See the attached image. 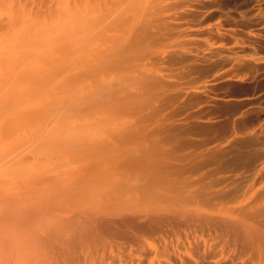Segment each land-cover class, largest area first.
<instances>
[{"label":"bare ground","instance_id":"1","mask_svg":"<svg viewBox=\"0 0 264 264\" xmlns=\"http://www.w3.org/2000/svg\"><path fill=\"white\" fill-rule=\"evenodd\" d=\"M65 7L69 13L68 16L64 11L62 13L64 23L68 25L65 32L75 35L80 47L76 57L79 56V64L73 71H63L68 82H62V87L65 85L67 89L70 82L79 84L85 101L81 103L80 94L75 95L82 106L78 105V99L68 100L72 106L76 102L82 107V112H75L77 106L74 110L70 107V111L66 106L68 101L62 99L66 104L63 103L66 106L63 110L69 111L68 118L72 113H83L96 121L103 120V123L113 125L112 131L96 143L99 151L97 155L91 154L96 156L92 164L79 168L67 166V170L60 172L57 169L61 168L53 164L56 170L53 166H49L50 170L46 167L41 177L50 172L53 176L35 177L26 183L23 193L0 199V264H264V93L256 99L224 100L218 94L215 96L220 98L208 95L210 89L208 94L205 92L211 82L221 78L240 82L239 79L247 77L255 84L264 85V0H72L66 2ZM27 31L22 34L26 36ZM4 50L1 52L5 53ZM20 50L25 55V51ZM14 53L11 59H14ZM24 59L28 60L27 56ZM56 59L53 61L57 62ZM63 59L66 57L61 61ZM7 61L1 64L5 67ZM19 62L23 65V61ZM50 62L47 64L51 65ZM17 63L18 69L14 67L16 72L13 70L25 79L29 72L26 70V76L20 74L21 66ZM48 69L44 70L45 78ZM37 77V82L42 81ZM19 79L17 85L22 81ZM45 81L47 78L44 87ZM231 85L235 89V83ZM257 88L260 91L261 86ZM29 93L28 100L30 95L33 96ZM194 97L210 103L214 114L219 113L223 119L220 123L207 124L210 119L207 125L200 126L201 121L198 126L195 122L197 128L207 129L199 133V128L193 125L195 135L207 132L209 135L205 136V141L201 137L204 142L200 146L195 145L196 142L195 147L188 150L195 138L187 139L193 129L190 127L193 119L189 122L193 113L186 103L188 98ZM61 101L57 100L56 105L51 100L48 104V100L46 105L43 104L46 107L41 105L42 111H47L49 105V110L52 107V112L55 111L53 107L60 108ZM37 109L29 110L36 114ZM61 110H56L55 116L65 122L67 113L66 116L62 113L66 117L64 121V117L58 116ZM40 114L36 116H44ZM73 115L71 119H74ZM45 119L43 122L48 120ZM92 120L88 122L90 127ZM83 121L82 124L86 123ZM103 123L99 125L100 129ZM27 124L26 128L32 123ZM52 126L53 131L56 127L62 129ZM32 127L28 130L32 131L35 126ZM40 127L44 128L42 124ZM86 128H82L80 134L88 131ZM215 128L222 131L217 133V130L214 134ZM76 131L78 136L79 128ZM100 131L101 136L102 129ZM93 132L99 134V130ZM87 134L84 136L83 133L82 138V135L78 136L80 142L90 136L86 137ZM37 137L44 138V134ZM54 137L56 139L57 135ZM33 139L28 140L30 144L24 143L36 153L40 150V142H37L41 138ZM42 140L45 143V139ZM32 141L39 149L35 146L32 151ZM16 146L18 149V144ZM73 159L76 164L80 158ZM25 161L26 164H19L21 168L25 169L24 165L30 163L28 168L33 163L26 157ZM13 164L15 167L18 163ZM39 169L38 166L37 173Z\"/></svg>","mask_w":264,"mask_h":264},{"label":"rangeland","instance_id":"2","mask_svg":"<svg viewBox=\"0 0 264 264\" xmlns=\"http://www.w3.org/2000/svg\"><path fill=\"white\" fill-rule=\"evenodd\" d=\"M1 1V0H0ZM18 1V3H16ZM22 1V2H21ZM29 1H30V4L28 5V3H29ZM38 1L39 0H32V3H31V0H15V1H13V0H6V2H5V0H3V1H1L0 3V24H2V27H1V25H0V40H4L5 42H6V44H5V42L3 41V43H0V47L2 48V49H0V58L1 59H3L2 58V56H4V54L6 53V55L4 56L5 58L3 59L4 61H7L6 62V64L7 65H5V67L1 64V63H3L4 61L2 60H0L1 61V63H0V191H1V193H0V199H3V198H7V197H9V196H13V195H15V194H18V193H23L24 191H25V189H26V185L29 183V182H31L32 180H34V178L35 177H37V178H47V177H49V176H53L54 174L52 173L51 174V172L49 173V171H48V173L49 174H51V175H47L46 173L44 174L45 175V177H44V175H43V177H41L42 176V172H44V170L43 169H45L46 167H47V169H49L50 170V168H49V166L51 167V166H53V169L54 170H56V167H57V165H58V167H60L61 169H57V171L58 172H60V171H64V170H67V166H69V167H73V168H79V167H83V166H88V165H90V164H92L94 161H95V158H96V156H92V155H97L98 154V151L99 150H97L98 148L96 147V143L100 140V139H103V138H105V137H107L108 136V134L112 131V124H110V123H108L109 125H107L106 124V122H104L103 123V120H95L94 118H92V117H90V115L89 116H87V115H85V114H78V113H75L77 116H79V117H76V115H73V113L70 115V117H72V115L73 116H75L74 117V119L72 118H68V115H69V111L67 112V110L65 111V109L63 110V107H66L67 106V109L69 108L70 109V111H72V109H73V107L74 108H76V106H77V104H76V102L75 103H73V106H72V99H74L75 101L78 99L77 97L78 96H76V95H79L80 97H79V99L80 100H82V104H83V102L85 101L84 99H82V97H84L83 95H82V89H81V87H80V85L79 84H74V83H72L71 84V82L69 83V84H71V85H69L68 83H67V89H65V85L62 87V82H64L66 79H65V76H64V72L65 71H67L68 69L69 70H71V71H73V70H75V69H73V68H75V67H77V63L79 62V56H78V58H76L77 57V55H79L78 53V50H79V47H80V42H79V40L77 39V37L75 36V35H72V34H68L67 35V32H65V27H68V25L66 26V24L64 23V18H63V16H65V15H67L68 16V10H67V8L65 7V4H66V2H70V1H72V0H41L40 1V3H38ZM48 1V2H47ZM51 1H52V3H51ZM57 2V3H56ZM3 3V4H2ZM15 3H16V5H15ZM43 4V5H42ZM46 4V5H45ZM55 4V5H54ZM43 7V8H42ZM63 9V10H62ZM29 11V12H28ZM63 11L65 12L64 14L65 15H62V13H63ZM42 14V15H41ZM52 14V15H51ZM50 15V16H49ZM50 17V19H49V17ZM52 17V18H51ZM41 20V22H39L40 20ZM42 21H44V22H42ZM2 22V23H1ZM42 23V26H40L39 25V23ZM34 23V24H33ZM37 23V24H36ZM34 25H36V26H34ZM39 25V26H38ZM27 26H29V29L27 28ZM60 26V27H59ZM4 27V28H3ZM6 27V28H5ZM34 27V28H33ZM36 27V28H35ZM49 27V28H48ZM25 28V29H24ZM27 28V29H26ZM41 29V31L42 32H40V30L39 29ZM55 28V29H54ZM2 29H3V32H2ZM35 29V30H34ZM54 29V30H53ZM23 30V31H22ZM25 30V31H24ZM29 31V33H28V31ZM5 31H6V33H5ZM27 31V33H26V36L24 35L25 34V32ZM36 31V32H35ZM54 31V32H53ZM2 32V33H1ZM10 32V33H9ZM22 32L24 33V34H22ZM31 32V33H30ZM52 33V34H51ZM30 34H31V36H30ZM39 34V35H38ZM41 34V35H40ZM61 34V35H60ZM6 35V36H5ZM23 35V36H22ZM63 35H65L64 37H65V39L63 38ZM62 36V37H61ZM68 36V37H67ZM31 37V38H30ZM55 37V38H54ZM59 37V39L58 40H55L56 38H58ZM3 38V39H2ZM9 38V39H8ZM43 38V39H42ZM23 40V41H22ZM25 40V41H24ZM41 40H43V41H41ZM67 40H68V42H67ZM1 41V42H2ZM35 41H38V42H35ZM22 44H21V43ZM17 43V44H16ZM19 43V44H18ZM35 43L37 44V46L35 45ZM40 43V44H39ZM67 43V44H66ZM1 44H3L4 45V47H3V45H1ZM43 44H44V46H43ZM61 44H62V46H61ZM13 45H15L14 47H13ZM17 45L19 46V47H17ZM23 45V46H22ZM39 45H41L42 47H40ZM66 45H67V47H66ZM8 47V48H6V47ZM21 46V47H20ZM25 46H26V48H25ZM39 46V47H38ZM58 46H60L61 48L63 47V49H61V51H59L60 49H58L59 47ZM17 47V48H16ZM56 47V48H55ZM69 47V48H68ZM6 48V49H5ZM11 48H14V50H12ZM37 48V49H36ZM66 48H68L67 50H66ZM77 48V49H76ZM5 49V50H4ZM9 49H11V50H9ZM20 49H22V50H24L25 51V55H24V53L20 50ZM58 49V50H57ZM3 50L5 51V53H2L3 52ZM21 51V53H23L22 55H24L25 57L27 56V59H28V57H29V59L30 58H32V60H26V59H24L26 62H28V63H26L24 60H22V58L24 57H21V59L19 58V56H21V53H20V51ZM57 50V51H56ZM62 50H64L63 52H62ZM2 51V52H1ZM9 51V52H8ZM17 51V53L15 54L14 52H16ZM28 51L30 52V53H28ZM42 51H44V52H42ZM76 51V52H75ZM8 52V53H7ZM19 52V53H18ZM73 52V53H72ZM13 53L16 55H14V59H11V58H13ZM36 53H37V55H36ZM40 53V54H39ZM66 53V54H65ZM70 53V54H69ZM18 54V55H17ZM32 55V56H31ZM40 55V56H39ZM68 55H70L69 57L71 58H67V56ZM12 56V57H11ZM17 56H18V58L19 59H17ZM35 56H39L38 57V59L35 57ZM76 59H73V57ZM57 60V62H58V60L60 61V63L58 62H55V61H53V60H55L54 58ZM63 57H66V61L63 59V61H61V59L63 58ZM16 58V59H15ZM34 58H36V61H35V59ZM41 58H42V60H41ZM60 58V59H59ZM45 59V61L47 60V62H50V64L51 65H49V64H47V62L45 63V61H43ZM73 59V60H72ZM18 61V63H17V61ZM41 60V61H40ZM11 61V62H10ZM13 61H14V66H12L13 65ZM19 61H23V65L21 64L20 65V62ZM40 61V62H39ZM42 61H43V63L44 64H42ZM74 61V62H73ZM76 62V63H75ZM18 64V66L20 65L21 66V68L19 67V69H21V70H19L20 71V74H23V76H26V72L28 71L29 73H27L28 75L25 77V79H24V77H23V79L21 78V77H19V75H18V73H15L16 72V70H15V64ZM25 63V64H24ZM33 65H32V64ZM73 65H72V64ZM5 64V63H4ZM9 64H11V65H9ZM27 64V65H26ZM28 64H29V66H28ZM39 64H40V66H41V64H42V66H45L44 68L45 69H42V66L40 67L39 66ZM79 64V63H78ZM25 65V66H24ZM37 66V68H39V69H35V67ZM46 65H48V66H46ZM52 65H56V67H54V66H52ZM64 65V66H63ZM10 66H12L10 69L11 70H9L8 69V67H10ZM24 66V67H23ZM28 66V67H27ZM74 66V67H73ZM15 67V68H14ZM51 67V68H50ZM59 67V68H58ZM1 68H3L2 70H1ZM24 68V69H23ZM51 69V70H49V69ZM55 68H57V69H55ZM15 70V72H14V70ZM16 69H18V68H16ZM29 69V70H28ZM46 69H48L47 71V73H48V75H50V73H51V75L50 76H52V77H50V76H48L47 75V81H45V83H46V87H44V80H46V78H45V72H44V70H46ZM60 69V70H59ZM22 70L23 71H25V72H23L22 73ZM27 70V71H26ZM38 70V72H36ZM52 70H53V72H55L56 73V75H54L55 73H53L52 72ZM68 70V71H69ZM5 71H6V74H8V76L5 74ZM31 71H35L36 72V74H35V72H34V74L33 73H30ZM64 71V72H63ZM50 72V73H49ZM2 73V74H1ZM41 73V74H40ZM60 73V74H59ZM63 73V74H62ZM15 74H17L18 75V77L19 78H21L22 79V81H20L21 79H19L18 77H16L15 76ZM29 74H32V75H29ZM40 74V75H39ZM44 74V77L42 78V75ZM58 74V75H57ZM12 75V77H10ZM61 75V76H60ZM13 76L15 77V78H13ZM29 76H31V77H29ZM37 76H41V78H39V77H37ZM59 76V77H58ZM28 77V78H27ZM35 77H37V78H39V80L41 79L42 81H39V82H37L36 81V78ZM48 77H49V79H48ZM56 77V78H55ZM8 80H7V79ZM52 78V79H51ZM62 78V79H61ZM15 79V80H14ZM18 79H19V81L20 82H18V85H17V81H18ZM44 79V80H43ZM53 79H55L54 81H53ZM56 79H58V80H56ZM246 79H247V77H246ZM245 79V77L244 78H242V79H239V80H241L240 82L238 81V82H230V81H228L229 79H227V78H221L220 80H215L214 82H211L210 83V87L211 88H209V86L207 87V89H206V91L205 92H207L206 94H208V91L207 90H209L210 89V91H209V93H211V94H208V95H212V97H215V98H220L218 95H220L221 96V98L220 99H224V100H226V99H231V100H241V98L242 99H246V98H258V96L261 94V93H264V92H262V91H264V85H259V84H255V83H253L252 81H250V79L248 78L247 80ZM3 80V81H2ZM17 80V81H16ZM36 81L35 83L33 82V81ZM51 81L50 83H49V81ZM63 80V81H62ZM227 80V81H226ZM252 80V79H251ZM5 81H6V83H5ZM67 82H68V80H66ZM66 81L64 82L65 84H66ZM28 82V83H27ZM4 83H5V85H4ZM23 83V84H22ZM27 83V84H26ZM61 83V84H60ZM231 83L233 84V83H235V89H236V87H240V88H242V90L241 89H239V87L237 88V90H235L234 89V85H231ZM237 83V84H236ZM243 83V84H242ZM252 83L254 84V86L252 85ZM7 84V85H6ZM32 84V86H30ZM35 84V85H34ZM219 84V85H218ZM224 84V85H223ZM229 84V85H228ZM39 85H41V86H39ZM49 87H48V86ZM59 85V86H58ZM76 85V86H75ZM243 85V86H242ZM2 86H6L5 88H3ZM7 86H9V88L7 87ZM21 88H19V87ZM28 86V87H27ZM36 86H37V88H36ZM58 86V88H56ZM69 86H72V87H70L71 88V92L68 90V88H69ZM216 86L218 87L217 89H215L216 88ZM230 86V87H229ZM260 87L261 86V89H260V91H259V88H257V87ZM19 88V91H18V88ZM31 87V88H30ZM39 87H41V88H39ZM43 87V88H42ZM73 87H77L78 89L80 88L81 90L79 91L77 88H73ZM215 87V88H214ZM221 87H222V89H223V91H222V89H221ZM8 88V89H7ZM23 88V89H22ZM28 88H29V90H28ZM47 88V89H46ZM69 88V89H70ZM214 88V89H213ZM229 90H231V91H228V89ZM245 88V89H244ZM256 88V89H255ZM31 89V90H30ZM32 89H33V91H32ZM40 89H43V93L42 92H40ZM50 89V90H49ZM58 89H60V91L58 90ZM62 89H63V91H62ZM73 89V90H72ZM247 89H248V91H247ZM28 90V91H27ZM36 90H37V92H40V93H42V94H40V93H37V94H34V93H36ZM66 90H67V92L68 93H66ZM77 92V90L79 91V92H75V91ZM217 90V91H216ZM221 90V91H220ZM7 91H10V92H7ZM27 91V93H31V91H32V93L31 94H33V96L32 95H30V93H29V100H28V97L26 98V96H27V93H25ZM52 91H53V93H52ZM65 91V92H64ZM237 91V92H236ZM251 91V92H250ZM7 92V93H6ZM18 92V93H17ZM20 92V93H19ZM34 92V93H33ZM46 92V93H45ZM242 94H241V93ZM257 92V93H256ZM2 93V94H1ZM15 93V94H14ZM64 93V94H63ZM66 93V94H65ZM220 93V94H219ZM224 93V94H223ZM8 94V95H7ZM25 94V95H24ZM47 94V95H46ZM55 94V95H54ZM61 94V95H60ZM74 94V95H73ZM76 94V95H75ZM215 94H218L217 96H215ZM223 94V95H222ZM35 95V96H34ZM228 96V97H225V96ZM247 95V96H246ZM7 96V97H6ZM24 96V97H23ZM32 96V97H31ZM40 96V97H39ZM76 96V97H75ZM224 96V97H223ZM21 97H22V99H21ZM34 97H36V98H34ZM50 99H49V98ZM24 98H26L25 100H23ZM76 98V99H75ZM197 98V97H196ZM32 99H34V100H32ZM64 100V102L65 101H68L69 99L71 100L70 101V103H69V101H68V104L66 105L64 102H62L61 100ZM79 99H78V101H77V103H78V105H81V103H79L80 101H79ZM191 99V100H190ZM188 98V102L186 103V107L189 109V110H191L192 111V113H193V116H192V118H190L189 119V122H192V123H190V127L191 128H193V127H196V126H198V122L199 121H201V123L199 122V126L201 125V124H206L210 119H211V121H209L207 124H210V122H214L215 121V123L218 121H222V119H223V117L221 118V115L219 114V113H217L216 115L214 114L215 113V111H213L214 109L213 108H211V107H209L211 104L210 103H208V102H206L205 100H203L202 101V99H195V97H194V99L193 98ZM48 100H49V103L48 104H51L50 103V100H51V102L53 103V102H55V104H56V101L58 100L59 102L61 101V103H62V105L60 106V105H58V106H60V108H62V110L63 111H65V113L58 107L57 108V106L56 107H53L54 109H55V111L53 110V112H56V113H53L52 112V107L50 108L51 110H49V107H50V105H49V107L46 109L47 111H49V112H47V111H44V112H46L45 114H44V112L42 111L44 108H42V106L41 105H46L47 104V102H48ZM74 100H73V102H74ZM189 100H190V102L192 103V104H194V105H192L190 102H189ZM195 101V102H194ZM199 101H201V102H199ZM19 102V103H18ZM23 102H25V103H23ZM34 102H35V104H34ZM38 102V103H37ZM194 102V103H193ZM198 102V103H197ZM63 103L66 105V106H64L63 105ZM189 103V104H188ZM59 104V103H58ZM74 104H75V106H74ZM191 104V105H190ZM40 105V106H39ZM43 105V107H46V106H44ZM57 105V104H56ZM69 105V106H68ZM190 105V106H189ZM196 105V106H195ZM38 106H39V108L40 109H37L38 108ZM48 106V105H47ZM52 106V105H51ZM53 106H55V105H53ZM82 106V105H81ZM206 106H208V107H206ZM33 107H34V109H37V111H38V113H36L37 114V116H38V114H44V116L43 117H45L46 119H48V120H46L45 118H43L42 116H39L40 118H38L37 116H36V114H33L34 112H32V111H30L31 109H33ZM36 107V108H35ZM70 107H72V109L70 108ZM80 109H79V108ZM30 110H29V109ZM81 108L82 107H80V106H77V108L76 109H78V111L77 110H74L75 112H82V110H81ZM206 108V109H205ZM245 108V107H244ZM25 109H27V110H29V114H28V111L26 110V113H25ZM68 109V110H69ZM199 109V110H198ZM213 109V110H212ZM56 110H58L59 112H60V110L62 111L61 113H60V115H59V113H58V116H62V117H64L63 118V120L67 117V119H65L66 121L68 120V119H71V120H69L68 122H67V124H66V121L65 122H63L61 119H60V117H59V119H58V117H56L57 116V112L58 111H56ZM211 110V111H210ZM35 111V110H34ZM22 112V113H21ZM32 112V113H31ZM50 112H52L54 115L53 116H51L52 115V113H50ZM199 114H198V113ZM204 112V113H203ZM50 113V114H49ZM65 114V116H66V113H67V116L65 117V116H63V114ZM211 113V114H210ZM40 114V115H41ZM49 114V116L51 117V119H50V117L48 118V115ZM196 116H195V115ZM205 114V115H204ZM209 114V115H208ZM33 115H35L34 117H33ZM56 115V116H55ZM220 115V116H219ZM87 116V117H86ZM215 116H217L216 118H215ZM218 116L220 117V118H218ZM54 117V118H53ZM81 117H82V119L83 120H85V119H87V120H90V121H88L89 123H91V120L94 122V124L95 125H92L93 124V122H92V124H91V127H90V125L88 124V122L85 120V121H83L82 119H81ZM196 117V118H195ZM213 117V118H212ZM238 117V115L236 116V118ZM42 118H43V121H44V119L46 120L45 122H47L46 123V125L44 124L45 122H43L42 121ZM52 118L53 119H55V122L52 120ZM92 118V119H91ZM207 118V119H206ZM32 119V120H31ZM34 119V120H33ZM191 119H193L192 121H191ZM214 119V120H213ZM220 119V120H219ZM16 120H18V122L16 121ZM52 120V121H51ZM105 120V119H104ZM26 122V124L29 122V124L30 123H32V124H30L29 125V127L28 128H26V124H25V122ZM86 122V123H84V124H87V126H88V128H86L87 126H85L84 124H82L81 122ZM96 121V122H95ZM106 121V120H105ZM108 121L109 122H111L109 119H108ZM20 122V123H19ZM52 122V123H51ZM56 123V125L58 126L59 124V126L58 127H62V129L61 130H58L57 129V127H56V130H52V128H50V126L51 125H53V126H56L54 123ZM58 122V123H57ZM70 122V123H69ZM71 122H72V124H71ZM101 122L103 123L102 124V126H100V127H102L101 129H102V134H101V136H100V128H99V125H101ZM195 122L197 123V125L195 124ZM202 122H204V123H202ZM217 122V123H218ZM219 122V123H220ZM25 125H24V124ZM35 123H36V125H37V128H40L42 131V133L44 134V138L43 137H37V136H42L43 134L42 133H40V129H37L36 128V125H35ZM40 123V124H39ZM69 123V124H68ZM80 123V124H79ZM34 124V125H33ZM41 124H42V126H44V128H42V127H40L41 126ZM66 124V125H65ZM71 124V125H70ZM109 127H111V129L110 128H108L106 125ZM196 126H195V125ZM206 124V125H207ZM254 124H256V122L255 123H253L252 125H254ZM61 125H63V126H61ZM194 125V126H193ZM27 126H28V124H27ZM32 126H35L34 127V129H32V131L31 130H28L29 128H31ZM52 126V127H53ZM65 126V128L68 130V127L70 128V131L69 132H67V130H66V132H65V128H64V130H63V127ZM68 126V127H67ZM74 126V127H73ZM81 126V127H80ZM92 126H93V128H92ZM98 127L97 129L99 130V132H98V130L96 129V127ZM193 126V127H192ZM249 126H251V123H250V125ZM90 127V128H89ZM104 127V128H103ZM214 127H217L216 125L214 126ZM214 127H212V128H214ZM252 128H253V126H251ZM250 127V128H251ZM26 128V129H25ZM33 128V127H32ZM35 128H36V130H35ZM50 128V129H49ZM78 128H79V131H78V136L79 135H82L83 133H84V136H85V134H87L86 132H88L89 130H90V132H88V134L86 135V137L88 136V135H90L91 136V134H93V136L90 138V136H88L87 138H85L84 137V141H82L83 139H81V142H80V138L77 136V131L76 130H78ZM82 128H86L88 131H82V134H80V132H81V130H83ZM95 128V129H94ZM197 128V127H196ZM196 128H193L192 130L190 129V131L191 132H189V135H187L188 137H187V139L189 140V139H191L192 137L193 138H195V139H197V141L195 140V139H193L195 142L193 143L192 141V143H193V146H191V144H189L190 146V148L189 147H187V148H189L188 150H190V149H193L195 146H194V144L197 142V144H195V145H198L199 144V146L201 145V142L203 143L205 140H204V138H205V136L208 134V132H207V134L206 133H201V136H198L197 134V136L195 135V132H196ZM199 128V127H198ZM197 128V129H198ZM212 128H210V129H208V130H210L209 131V133L212 131ZM219 128H221V127H219ZM219 128H215V129H213L214 131V134H217V133H220L221 131L220 130H218ZM26 131H25V130ZM71 129H73L74 131H76V132H74V131H72L71 132ZM110 129V130H109ZM249 129V128H248ZM22 130H24V131H22ZM36 131L35 133H34V131ZM38 130V131H37ZM47 130V131H46ZM94 130H96L99 134H96V133H94L93 131ZM189 130V129H188ZM195 130V131H194ZM199 130L200 131H198L199 133L200 132H202L203 131V129L201 130L200 128H199ZM207 130V129H206ZM206 130H204V131H206ZM219 132H218V131ZM49 131V132H48ZM203 131V132H204ZM216 131H217V133H216ZM22 132V133H21ZM48 134H47V133ZM57 132V133H56ZM213 132L211 133V134H213ZM21 133V134H20ZM31 133V134H30ZM36 133H37V135H36ZM39 133L40 134H42V135H39ZM62 134V136H59L58 134ZM90 133V134H89ZM105 135H104V134ZM192 133H194V135H191ZM197 133V132H196ZM28 134H29V136H28ZM51 134H52V136H51ZM57 135V138H59V139H54L55 137L54 136H56ZM188 134V133H187ZM36 135V136H35ZM96 135V136H95ZM200 135V134H199ZM203 135H204V137H203ZM209 135V134H208ZM16 136H18L17 138H16ZM50 137V139L48 138L47 140H49V141H47L46 140V138L47 137ZM95 136V137H94ZM27 137V138H26ZM29 137V138H28ZM54 137V138H53ZM61 137H62V139H61ZM83 137V135L81 136V138ZM201 137H202V140H204V141H202L201 140ZM22 138H23V140H22ZM34 138V139H33ZM39 138H41V140L43 139H45L44 141H45V143L44 142H41V140L39 139ZM52 138V139H51ZM89 138V139H88ZM31 139H33L34 141L36 140V141H38V140H40V141H38L37 143H39L38 144V146H39V148H40V150H36V153H38V151L39 152H41V153H38V154H36V153H33V152H35V151H33V148L37 145V143L36 142H34V141H32L33 143H31V144H33V145H31L30 147L32 148V151L33 152H31L30 151V148H29V146L28 145H26L24 142L25 141H27L26 143L28 144L30 141H28V140H31ZM86 139H88L89 141H87ZM94 139V140H93ZM201 140V141H199V140ZM42 140V141H43ZM62 141V142H60V141ZM17 141V142H16ZM21 141H22V143H21ZM57 141H59L60 143H62V144H60L59 142H56ZM198 141L200 142V143H198ZM16 142V143H15ZM19 142V143H18ZM92 142H93V144L94 145H92ZM34 143H35V145H34ZM41 143H44V144H48V143H50L49 145H47V147L48 148H50V149H48V148H46V146L43 144H41ZM52 143H53V145H52ZM64 143V144H63ZM18 144V149H17V145ZM20 144H22V146L20 145ZM30 144V143H29ZM81 144V145H80ZM26 145V146H25ZM59 145H61V147L59 146ZM21 146V151L19 150L20 147ZM38 146H36V148L38 147ZM43 146V147H42ZM45 146V147H44ZM56 146H57V148H56ZM83 146V147H82ZM92 148H91V147ZM23 147V148H22ZM42 147V148H41ZM198 147V146H197ZM12 148V149H11ZM16 148V150H13V149H15ZM25 148V149H24ZM39 148H37V149H39ZM45 148H46V150H45ZM94 149V150H93ZM23 150H25L24 152H22ZM34 150H35V148H34ZM42 150H44V151H42ZM47 150H50V151H47ZM51 150H53V151H51ZM17 151V152H16ZM65 151V152H64ZM16 152V153H15ZM23 153L25 156H22V155H20L21 153ZM26 152H27V154H29V155H31L32 156V158H31V156L30 157H28L27 156V154H26ZM59 152V153H58ZM18 153V154H17ZM42 153H44V155L42 154ZM56 153H58V155H56ZM96 153V154H95ZM48 154H50V155H48ZM92 154V155H91ZM22 157V158H20V156ZM53 155H55V156H53ZM88 155V156H87ZM91 155V156H90ZM3 156V157H2ZM38 156H41V158L40 157H38ZM42 156H45V158L43 159L42 158ZM46 156H48V157H46ZM79 156V157H78ZM25 157L26 158H28V159H30V162L31 161H33V163L30 165V166H28V168H26L27 167V165H29L30 163H28L27 165H24L25 166V169H29V170H27L28 171V173H25V172H27L25 169H24V167L22 166V168H23V170H22V168H21V164H26L28 161H27V159H26V161H25ZM80 158L79 160H77V163L75 164H73V162L74 161H76V160H74L73 158H75V159H77V158ZM24 158V159H23ZM53 158V159H52ZM67 158V159H66ZM69 158V159H68ZM12 159H14V162L16 161V163H18L17 164V166H15L14 167V162H13V160ZM18 159V160H17ZM21 159H22V161H21ZM40 159H41V161H40ZM54 159H55V161H54ZM83 159V160H82ZM93 159V160H92ZM86 160V161H85ZM90 160V161H89ZM48 161H49V163H48ZM52 161V162H51ZM61 161H63V162H65V166H64V163L63 162H61ZM68 161H69V163H68ZM10 162V163H9ZM13 162V163H12ZM26 162V163H25ZM35 162V163H34ZM54 162V163H53ZM88 162V163H87ZM57 163V164H56ZM59 163V164H58ZM66 163L68 164V165H66ZM87 163V164H86ZM9 164V165H8ZM11 164V165H10ZM20 164V165H19ZM45 164H47L48 166H46ZM49 164H52V165H49ZM53 164H55V166L53 165ZM80 164V165H79ZM86 164V165H85ZM72 165H74V166H72ZM76 165H78V166H76ZM81 165H83V166H81ZM3 168H2V167ZM31 166H34V167H31ZM38 166L40 167V169H39V171H38V173H37V169H38ZM42 166V167H41ZM6 167V168H5ZM14 167V168H13ZM31 167V168H30ZM57 167V168H58ZM8 168V169H7ZM10 168L13 170H11L10 171ZM15 168H19L18 170H16ZM34 168V169H33ZM73 168H71V169H73ZM31 169H32V171H31ZM53 169H51V171L53 170ZM6 170V171H5ZM21 170L24 172H21ZM35 170V171H34ZM42 170V171H41ZM8 171V172H7ZM14 171H16V173L14 172ZM18 171H20V172H18ZM34 171V172H33ZM40 171H41V173H40ZM46 172H47V170H45ZM2 172V173H1ZM4 172V173H3ZM10 172V173H9ZM11 172H12V174H11ZM30 172V173H29ZM8 173V174H7ZM14 173V174H13ZM21 173V174H20ZM54 173H55V171H54ZM17 174H19V175H17ZM31 174V175H30ZM40 174V175H39ZM13 175V176H12ZM26 175V176H25ZM6 176V177H5ZM17 176V177H16ZM29 176V177H28ZM5 177V178H4ZM32 177V178H31ZM29 179V180H28ZM31 179V180H30ZM36 179V178H35ZM23 180V181H22ZM24 183V184H23ZM27 183V184H26ZM3 184H5V185H3ZM10 184V185H9ZM7 185H9V186H7ZM17 185H18V187H17ZM5 186H7V187H5ZM9 188V189H8ZM5 193V194H4Z\"/></svg>","mask_w":264,"mask_h":264}]
</instances>
